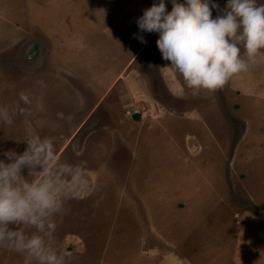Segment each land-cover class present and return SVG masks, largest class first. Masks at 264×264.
I'll list each match as a JSON object with an SVG mask.
<instances>
[{"label": "rangeland", "instance_id": "obj_1", "mask_svg": "<svg viewBox=\"0 0 264 264\" xmlns=\"http://www.w3.org/2000/svg\"><path fill=\"white\" fill-rule=\"evenodd\" d=\"M152 2L0 0V147L20 152L35 132L84 162L96 190L57 222L67 264H264V49L222 87L181 94L157 35H132ZM239 231L261 243L254 260L237 259ZM0 264L24 259L0 249Z\"/></svg>", "mask_w": 264, "mask_h": 264}, {"label": "clouds", "instance_id": "obj_2", "mask_svg": "<svg viewBox=\"0 0 264 264\" xmlns=\"http://www.w3.org/2000/svg\"><path fill=\"white\" fill-rule=\"evenodd\" d=\"M153 0L135 18L133 37L155 33L156 48L184 88L196 95L222 87L235 74L246 72L264 49V3L257 0ZM218 10L213 16L212 11ZM241 49L243 54L241 55ZM28 105L29 96L19 93ZM23 109L20 112L23 113ZM71 121V114L57 113ZM0 122L12 116L0 105ZM17 152L0 147V249L21 255L24 264H67L70 253L57 238L58 218L69 200L92 194L83 161L69 162L56 154V137L27 133ZM79 155V153H77Z\"/></svg>", "mask_w": 264, "mask_h": 264}, {"label": "crops", "instance_id": "obj_3", "mask_svg": "<svg viewBox=\"0 0 264 264\" xmlns=\"http://www.w3.org/2000/svg\"><path fill=\"white\" fill-rule=\"evenodd\" d=\"M257 228H258V231L260 233H264V228H261V227H257ZM239 234H240V237H237V239H236L237 243H235V241H233L230 244L236 245L235 246L236 248H240L241 246H243V248H244L243 253H241V254H240V252H237L236 253V254H240L237 257V259L244 260V261H247L248 262V260H249L248 256L251 255V254H252V256L254 255L252 253V250L254 248L260 249L261 245H259V244H261V243L256 244V243L248 242L249 240L248 239L246 240V237H243V235L241 234L240 231H239ZM85 246H86V244H85ZM223 247H224V245H223ZM228 247L229 246H226L225 245V249L228 248ZM225 249L222 248V257H226V255H225L226 252H223ZM262 252H263V249H262ZM246 259H248V260H246ZM254 259H255V256H253V260ZM165 260H166V262L171 261L172 264H176V262H179V260H181V258L178 257V256H176L175 254L173 255V254H168V253L166 254L165 253V254H162L160 264H164V261ZM250 261H251V258H250ZM258 261H259V258L257 259V262Z\"/></svg>", "mask_w": 264, "mask_h": 264}, {"label": "bare ground", "instance_id": "obj_4", "mask_svg": "<svg viewBox=\"0 0 264 264\" xmlns=\"http://www.w3.org/2000/svg\"><path fill=\"white\" fill-rule=\"evenodd\" d=\"M163 68V67H162ZM162 70H166V69H162ZM167 71V70H166ZM164 73V72H163ZM167 73H168V71H167ZM166 73V74H167ZM168 75V74H167ZM170 75V74H169ZM167 78H168V76H167ZM170 79V78H169ZM168 82V81H167ZM171 84H174V83H171ZM175 85V88H176V84H174ZM174 85H173V87H174ZM176 90V89H175ZM203 139V138H202ZM203 141V140H202ZM206 142V141H205ZM213 160V159H212Z\"/></svg>", "mask_w": 264, "mask_h": 264}, {"label": "water", "instance_id": "obj_5", "mask_svg": "<svg viewBox=\"0 0 264 264\" xmlns=\"http://www.w3.org/2000/svg\"><path fill=\"white\" fill-rule=\"evenodd\" d=\"M34 49H36V46H34ZM34 55V52H31V56H33Z\"/></svg>", "mask_w": 264, "mask_h": 264}, {"label": "trees", "instance_id": "obj_6", "mask_svg": "<svg viewBox=\"0 0 264 264\" xmlns=\"http://www.w3.org/2000/svg\"><path fill=\"white\" fill-rule=\"evenodd\" d=\"M136 119L138 118V116L137 115H133Z\"/></svg>", "mask_w": 264, "mask_h": 264}]
</instances>
